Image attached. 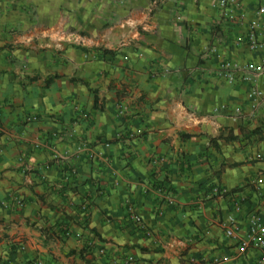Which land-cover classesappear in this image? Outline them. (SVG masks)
Wrapping results in <instances>:
<instances>
[{
  "label": "crops",
  "instance_id": "crops-1",
  "mask_svg": "<svg viewBox=\"0 0 264 264\" xmlns=\"http://www.w3.org/2000/svg\"><path fill=\"white\" fill-rule=\"evenodd\" d=\"M240 3L0 0V264H259L264 75L215 72L264 59Z\"/></svg>",
  "mask_w": 264,
  "mask_h": 264
},
{
  "label": "built area",
  "instance_id": "built-area-1",
  "mask_svg": "<svg viewBox=\"0 0 264 264\" xmlns=\"http://www.w3.org/2000/svg\"><path fill=\"white\" fill-rule=\"evenodd\" d=\"M262 1L264 3V0ZM236 6H241L240 0H218V8L222 18H227L230 11ZM255 14V17L249 20L248 23L249 41L247 46L255 50L259 49L264 53V19L261 18L264 14L263 4L257 7ZM212 51H214V47ZM215 72L228 78L235 76L237 78L241 77L243 82H250L256 74L264 75V59L261 62L248 63L241 67L237 66L230 60H222L215 68ZM258 96H260V91L257 88L250 86L247 92V97L256 100ZM256 158H261V155H256ZM216 192H223V190H216ZM87 206L88 201H84L83 209L86 210ZM248 217V230L245 238L240 240V244L246 249L260 251L262 258L260 259L259 264H264V214L261 211L250 212ZM131 218L138 225H143L142 218L138 213L134 212ZM232 221L233 220L231 219V222ZM236 231L237 227L233 223H230L225 229V234L226 236L233 238L236 236ZM128 260L132 261V257H129Z\"/></svg>",
  "mask_w": 264,
  "mask_h": 264
}]
</instances>
